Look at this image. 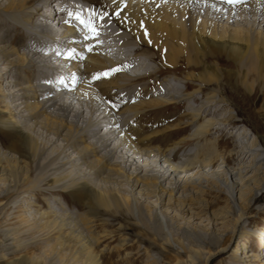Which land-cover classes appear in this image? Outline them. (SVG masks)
<instances>
[{
    "label": "bare ground",
    "instance_id": "obj_1",
    "mask_svg": "<svg viewBox=\"0 0 264 264\" xmlns=\"http://www.w3.org/2000/svg\"><path fill=\"white\" fill-rule=\"evenodd\" d=\"M50 8L51 12H44ZM61 8L74 20L64 18L67 21L60 22ZM54 12L59 14L57 20ZM0 19V64H5L0 69V83L5 87L0 95L6 100V109L0 106V126L10 139L8 151L0 149V161L17 160L22 155L44 164L63 161L62 165L75 169L73 173L46 176L61 191L75 194V202L83 207L82 212L75 213V221L71 214L61 212V206L47 212L25 208L37 225L50 214V225L68 229L75 239V264L101 263L93 247L108 233L94 235L91 224L100 210H128L141 219L153 220L157 231L165 230L173 222L158 208L164 196L195 189L198 177L186 173L212 165L220 155L211 141L196 142L181 154L171 148L143 146L131 123L136 115L159 113L174 103L185 102L192 113L190 124L196 122V127L178 144L183 148L187 140L203 139L214 123L225 121L210 116L217 112L213 108L217 102L227 101L218 91L226 90L221 88L222 81L230 83L236 76L233 69L222 66L223 62L240 69L239 82L248 96L255 94V82L264 94V0H0ZM221 20L227 24L218 23ZM232 22L241 27L231 28ZM60 25L65 29L59 31ZM255 27L259 30L254 33ZM5 30L15 33L9 37ZM19 39L23 40L22 52L8 58L14 47L7 41ZM151 62L167 69L183 66L187 70L182 76L184 86L176 76L158 79V70L152 69ZM103 72L110 74L93 79L94 74ZM23 77H30V82L22 84ZM196 82L193 90L186 91ZM213 85L215 89L208 90ZM138 95L153 98L133 102ZM254 97L257 102V94ZM189 100L196 104H189ZM123 102L127 105L121 109ZM114 105L120 110H114ZM228 115L233 124H239L231 111ZM230 128L229 133L239 130L234 138L239 149L234 152L240 162L231 166L224 179L213 176L231 198L239 194L235 228L249 207L245 201L254 190L252 185L264 187V135L253 133L251 139L244 128ZM217 129L223 131V127ZM152 157L156 160L149 159ZM220 158L230 164L233 156ZM107 161H114L112 169L99 177ZM162 162L167 170L159 166ZM126 175L130 188L124 198L109 181ZM136 189L144 199L153 198L154 204L137 198ZM181 234L188 246L197 245L194 252L199 255L204 252V240L223 246L229 239L226 233L214 240L211 231L203 233L189 226H183ZM168 238L164 241L170 243ZM57 248H50L52 255L59 254ZM237 251L233 256L239 261L253 255L247 252L237 256ZM101 257L105 258L104 254ZM255 259L264 264V259ZM192 260L190 256V260L176 264H193Z\"/></svg>",
    "mask_w": 264,
    "mask_h": 264
},
{
    "label": "rangeland",
    "instance_id": "obj_2",
    "mask_svg": "<svg viewBox=\"0 0 264 264\" xmlns=\"http://www.w3.org/2000/svg\"><path fill=\"white\" fill-rule=\"evenodd\" d=\"M218 23L227 24L226 21L222 20ZM230 26L231 28L241 27L238 23L233 22L230 23ZM2 28H0V31ZM253 29L254 33L259 30L258 27ZM4 33L9 34V37H11L15 32L5 30ZM8 43L14 47V51L8 58H13L16 53L22 52V39L15 40V43L7 41ZM136 46L132 45L131 48ZM75 50L74 47L71 52ZM225 62L222 66L233 69L236 76L230 83L222 81L221 88L225 86L226 90L223 93L222 90L218 91L227 101L217 102L213 106L217 112L210 114L215 118H225V121L224 123H214L209 133L205 135L206 139H189L183 145V148L178 145L187 139L189 133L196 127V122L193 123L194 125L190 124L192 113L185 102L174 103L169 109L159 113L142 112L132 119L131 123L136 130V136L143 139V146L160 147L161 149L171 148L173 153L177 150L181 154L183 150L194 147L196 142L204 144L207 141V144H209V141H211L217 148V155H220L216 156L212 165L199 171L194 168L186 173L188 175L196 174V177H198L199 186H196L195 189L191 188V191L186 193H171V196H169L170 193H167L164 196L162 204L158 208L173 222V225H168L165 230L157 231L153 220L141 219L134 212L128 210H100L91 222L94 235L99 236L102 232L108 233L107 236L101 237V241L93 247L94 252L99 257L100 264H176L177 261L186 262L190 260V256L193 259V264H235L237 261L245 264H260L255 256L259 257L260 260L264 259V187L261 186L262 188L257 189L252 185L254 187L253 192L246 195L245 203L249 205L246 214L240 223L233 228V220L241 204V200L238 198L239 194L237 193L234 199L231 198L227 189L221 183H217L213 176L214 174L224 179L225 173L232 169L231 166L235 167L237 162H240L236 161V153L234 152V150L239 149V147H236L237 141L234 139L239 130L234 129L233 133H229L228 129H231L230 127L244 128L246 132L250 133L249 137L251 139L253 133L264 135V94L262 86L255 82L254 90L258 98L255 102V94L248 96L245 92V86L239 82L240 69L234 64ZM151 63L152 69L158 70L155 74L158 79L176 76L175 79L184 86L182 76L187 70L183 66H179L177 69H167L163 66H157L156 62ZM4 66L5 64L1 63L0 69ZM128 72L132 73V70ZM250 79L252 78L250 77ZM30 80V77H23L20 82L28 84ZM80 80L84 81V79ZM0 84L1 89L4 87V82ZM193 84L186 91L193 90L197 82L194 86ZM213 89H215L214 85L208 87V90ZM197 96V100H200V95L196 94L195 98ZM0 98L1 108L6 109V100H2V95H0ZM151 98L153 96L138 95L133 102H146ZM189 102H191L189 103L191 105L196 104L192 100H189ZM226 103H228L227 106ZM126 105L123 102L121 109ZM113 109L119 111L120 107L114 105ZM229 111L232 112L236 123H239L238 125L232 123L231 116L228 115ZM45 112L47 113V111ZM5 114L8 115V112ZM187 125L189 126L187 129L177 131V129ZM221 127H223V131L217 129ZM251 129L253 132H251ZM3 131L4 129L0 126V149L8 151L10 139ZM42 140H45V138H42ZM262 141L264 144V139ZM227 154L233 156L230 164L223 162L220 158L221 155ZM9 156L12 155L9 154ZM152 158L149 159L156 160L155 157ZM62 162L51 161L44 164V161H28L22 155L17 160L0 161V264H75V259L72 257L73 254L75 255V239L69 236L68 229L50 225V214L48 217L42 218L41 224L37 225L31 218H28V211L25 209L31 206L33 210L47 212L53 206L57 209L61 206V212L71 214L75 221V213L78 214L83 210V207L75 202V194L61 191L59 187L53 186L51 181L46 180V176L51 173L55 175L58 172L63 174L75 171L70 165H62ZM113 163L114 161L105 162V169L99 177L107 174L108 169H112L111 165ZM159 166L164 167L165 164L162 162L159 163ZM167 169L165 168V170ZM250 173L252 174V171ZM183 175L182 173L181 177ZM127 176L121 177L122 179L115 177V180L109 181V184L112 187L114 186L115 190L120 191L119 193L124 198L129 196L127 191L130 187L127 185ZM171 176H173V173H171ZM137 190H134L137 198L140 197L149 205L154 204L153 198L144 199L145 196L138 194ZM34 213L33 211L30 215L33 216ZM71 224L73 223L71 222ZM183 226H189L203 233L211 231L214 240H216V237L221 238L228 233L229 239L223 246L215 241L209 243L204 240L205 245L202 244L204 252L199 255L194 252L198 248L197 245L188 246L185 239H183L181 234ZM164 238H168L170 243L164 241ZM60 244L61 248L58 249L57 247ZM53 246L58 249L59 254L52 255L50 248ZM236 249H238L237 256H244L247 252L253 253V255L241 257L239 261L233 256ZM101 254H104L105 258L101 257L103 260L100 258ZM152 257L154 260H152Z\"/></svg>",
    "mask_w": 264,
    "mask_h": 264
},
{
    "label": "snow or ice",
    "instance_id": "obj_3",
    "mask_svg": "<svg viewBox=\"0 0 264 264\" xmlns=\"http://www.w3.org/2000/svg\"><path fill=\"white\" fill-rule=\"evenodd\" d=\"M229 2H234V0H229ZM109 74H110L109 72H103V73H100V74H94L93 79H99L101 75L106 77Z\"/></svg>",
    "mask_w": 264,
    "mask_h": 264
}]
</instances>
